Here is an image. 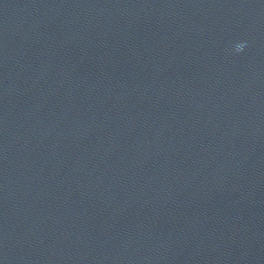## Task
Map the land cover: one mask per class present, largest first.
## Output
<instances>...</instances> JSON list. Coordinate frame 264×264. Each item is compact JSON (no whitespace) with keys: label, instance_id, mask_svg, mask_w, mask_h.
<instances>
[{"label":"clouds","instance_id":"obj_1","mask_svg":"<svg viewBox=\"0 0 264 264\" xmlns=\"http://www.w3.org/2000/svg\"><path fill=\"white\" fill-rule=\"evenodd\" d=\"M246 42L237 43L235 45V51L240 52L245 47Z\"/></svg>","mask_w":264,"mask_h":264}]
</instances>
